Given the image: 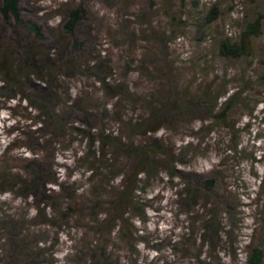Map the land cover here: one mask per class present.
<instances>
[{
    "label": "rangeland",
    "instance_id": "374dc122",
    "mask_svg": "<svg viewBox=\"0 0 264 264\" xmlns=\"http://www.w3.org/2000/svg\"><path fill=\"white\" fill-rule=\"evenodd\" d=\"M78 5L86 11L85 19L74 32L75 41L83 42V45L80 51H75L80 56L86 51V55L97 45V49H102L105 60L109 59V77L125 82L131 91H136L140 96L151 92L159 98L160 90L174 99L178 98L177 91L193 93L203 85L212 83L214 87H219L227 71L230 80L226 88L236 90L234 86L237 85L242 91L240 100L227 118L238 130L228 134L223 124L208 120L202 123L200 117H207L209 113L202 105L194 108L197 115L190 116L189 120H184L182 116L180 120H172L167 123L168 126L164 124L156 127L155 132L145 135L141 134L143 126L133 129L123 126L121 120L114 124L109 119L106 123L115 128L113 136L120 137L123 145L116 153L111 146L106 150V157H111V160L105 163L113 164L112 174L105 168L104 157H99L97 146L96 153L90 151L91 155L87 156L88 150L92 148L88 149L87 137L83 134L86 128L78 121L83 118V106L75 107L71 116L64 115L67 121L73 120V125L78 128L76 135L66 134L59 142L51 141L52 138L43 142L36 139L40 133L33 135L34 139L28 138L31 137L30 133H19V129L28 125L29 118L35 113L27 108V103L18 99L8 101L0 94V160L9 150L7 159H12L6 160L9 162L7 169L23 174L25 162L13 157H33L34 154H30L24 143L29 146L40 145L36 157L46 164L45 168L51 173L46 177L73 181L79 186L75 193H72L71 188L68 190L67 193L73 197L71 209L66 219L54 218L58 227L41 223L46 217L42 214L35 216V198L25 200L22 194L17 195L10 190L0 194V201L5 200L6 206L11 208H7L8 213L19 214L22 226L33 231L31 241L25 242L27 247L23 245L24 255L37 254L35 264H71L75 249L84 252V247H90L94 240H100L98 234L104 243L107 240L111 245L116 264H195L192 257L199 254L204 264H244L247 245H261L264 250V194L260 182L264 178V85L258 82L259 74L264 70V23L262 34L253 39L254 48L246 60H233L226 64L217 55V45L224 37L235 38L246 18H250L259 7L264 9V0H258L256 5L246 0H20L21 20L40 26L43 38L35 37L27 24H18L12 18L0 14V42L6 46L8 42L20 40L27 47L35 44L39 49L44 48L40 49L42 52L52 53L53 48L56 49L61 42L59 25L62 21H59L66 14V8ZM212 5L218 6V18L207 24L205 21ZM150 26L160 39L168 40L167 51L163 55L167 63H160L163 80L156 71L150 74L142 68L141 72L131 71L130 68L134 64L130 61H136L144 52L141 31ZM65 38L68 39V36ZM66 54H70V49ZM169 68H172L171 73ZM97 71L85 70V76L89 77L85 79L61 78L60 89H71L79 96L84 95L83 90L87 84L92 87ZM30 78L31 82L38 84L35 77ZM138 98V103L131 107L136 112L123 110L118 117L124 121L129 116L133 120L137 116L147 117L145 99ZM171 99L166 100L163 110ZM81 100H87V96L84 95ZM93 101L89 100V104L96 106ZM114 102L115 99L107 100L109 113L105 116L109 118L114 117L111 108ZM126 104V109L131 106L129 102ZM172 115L179 116L180 111ZM159 123L166 122L161 121L153 126ZM117 125L119 130L116 129ZM153 139H160L162 143L153 144ZM185 143L190 145L180 149ZM235 143H238V150L242 148V152L233 154L227 150L228 146H234ZM147 144L156 151L153 154L159 162L152 177L145 179L141 174L139 177L143 181L134 184L139 185L134 198L137 206L130 210L128 221L131 228H126L129 233L133 231L128 238L123 232L118 234L117 230L110 238L101 232L97 233L95 224L88 217L101 211L100 217H103L107 209L103 205L92 208L89 198L92 200L91 195L102 194L101 200L107 201L117 190H121L122 185L131 187L138 168L135 147ZM127 147L131 149L127 151ZM162 150L178 161L172 165ZM89 166L98 173L94 179L87 177ZM213 178L218 182L216 188H201L203 191L199 192L197 202L188 205L179 201L178 192L183 190L186 180L205 187L203 180ZM12 184L15 185L7 183L5 188H12ZM49 186L52 194L58 193L56 185L50 183ZM206 200L212 201L211 204L205 206ZM63 201L60 198L56 205ZM211 210L218 212L219 222L224 229L217 238H211V242L208 240L201 246L202 222ZM50 211L47 207L46 212ZM40 238L46 239V242L36 244ZM37 246L44 248L43 256L36 250ZM5 260L9 261L7 258Z\"/></svg>",
    "mask_w": 264,
    "mask_h": 264
},
{
    "label": "trees",
    "instance_id": "16d2710c",
    "mask_svg": "<svg viewBox=\"0 0 264 264\" xmlns=\"http://www.w3.org/2000/svg\"><path fill=\"white\" fill-rule=\"evenodd\" d=\"M246 1L248 3H253L254 5L258 4V0ZM217 5L219 6V4ZM217 5H212L209 10L207 20L205 21L206 23L208 22L207 24H211L218 18ZM20 11V0H0V14L3 17L12 18L18 24H27L28 29L33 32L35 37L43 38L41 27L33 23L23 22L20 17ZM85 11L86 9L80 5L73 8H66V14L63 15L59 21H62L59 25V41L61 42L56 49L53 48L52 53L42 52L41 50L44 48L41 47L40 50L35 44L27 47V44H23L20 40L13 43L8 42L6 46H3V43L0 42L1 97L8 101L15 99H18L19 101L24 100L27 103V108H29L32 113L35 112L33 114L34 116L29 118L30 122L28 125L23 126L22 130L19 129L20 134L25 133L26 135H29L30 133L31 137L28 136V138L34 139L33 135L40 133V135H38L39 137L36 139H41L43 142L49 141L50 138H52L51 141L53 142H59V139L65 138L66 134L71 135L74 133L76 135L75 132L78 128L73 125V120L67 121L64 115H66V117L71 116L75 107L81 105L83 106V108H81L83 118H80L78 121H80L86 128V131L83 134L87 137L88 149L92 148L91 150H88L87 156L91 155L89 153L90 151H92V153L95 151L94 153H96L95 149L97 146L99 148V157H104L105 163V161L107 162L111 160V157H106V150L109 146L113 147V152L115 153L121 146H123L120 137L113 136L115 128H113L111 124L106 123L109 119H111L114 124H116L117 120H121L120 123H123V126L132 127L133 129L143 126L144 131L142 130L141 134L145 135L147 133L155 132L156 127L164 126V124L168 126L167 123L172 120H180V117L182 116L184 120H189L190 116L197 115L194 108H198L202 105L208 109L209 112L207 117H200L202 123L208 120L223 124V127L228 131V134L235 133V131L238 130V128H235L234 125L230 124V121L227 120V118H229L233 109L237 105V101L240 100L239 94H241L242 91L239 90L237 85L234 86V89L236 90H229V88H226V84L230 80L227 78V71H225L226 73L223 76L224 82L219 87H214L212 83L207 86L203 85V87L193 93L177 91L178 95L176 94V97L178 96V98L174 99L169 98V95L167 96L168 93H161L160 90L158 91L160 93V100L158 97L157 99L154 96L156 95L155 93L152 94L151 92L147 95L140 96L136 91H131L128 84L125 82L111 79L109 77V72L111 71L109 59L108 61L105 60L101 54L102 49H97V45L87 52L86 55H84L86 51L83 52L81 56L83 55L84 57H81L80 54L76 52L80 51L83 42L78 40L75 41L74 32L77 25L85 19ZM263 23L264 9L259 7L257 11L252 12L250 18H246L244 24L241 26L240 32L235 38L227 36L219 40L217 45V55L226 64L233 60L248 59L254 48L253 39L262 34ZM141 33L143 34L141 40L144 42V46L142 47L144 52L136 61L135 59L134 61L133 59L130 61L131 63H134L130 66L131 71L136 70L141 72V68L146 73L150 74L153 71H156L159 73L158 77L163 80V75L160 74L163 67L160 63H163L164 61L167 63V58L163 55L165 51H167L166 41L168 40L166 38L165 40L160 39L159 36L154 33L151 26L150 28L147 27L142 30ZM66 35L68 36V39L65 38ZM169 36L170 35L168 34V37ZM129 39H132V37ZM15 46L16 48H14ZM68 49H70L69 55L66 54ZM91 69H97L98 71L94 74V83L92 84V87L87 84V87L83 90L84 95L87 96V100L82 101L81 99L84 95L79 96L80 94L73 93L74 90L66 89L65 91H62L60 89L61 78L63 80H67L66 78L77 79V77H81L82 79L89 78L85 76V70L90 72ZM171 69L172 68L168 69L170 73ZM31 76L36 78L38 84L31 82ZM258 82L264 85V70L261 75L259 74ZM184 87L189 88L190 86ZM80 90H82V88ZM162 96L164 97L163 101H161ZM138 97L145 99V107L147 108L146 111L148 113L147 117L137 116V118L133 120L132 117L129 116L126 121L121 117H118L119 114H122L123 110H125L124 112H127L130 109L132 112H136V109L131 107H133L134 103H138ZM109 99H115V102L111 107L113 108L112 112L114 115L112 118H109L108 115L105 116L109 113L107 111V100ZM168 99H171V101H168L166 104L168 106L163 110L165 102ZM220 99H223V101H219ZM89 100H94L93 103H95L96 106L89 104ZM127 102H129L131 106L126 109L125 106L127 105ZM219 102H221L220 105ZM179 111V116L172 115ZM116 115L117 117H115ZM162 118L165 121H163ZM132 121L134 122L132 123ZM161 121L166 123H159L157 126H153ZM117 128L118 125L116 129ZM24 130L25 132H22ZM117 130H119V128ZM151 143L158 144L162 142L160 139H153ZM24 144V147L30 151V154H34L33 157L12 156L13 158L17 157L19 160L25 162L24 173L20 167L18 168L23 174L12 172L11 169H7L9 168V162L7 161L8 159H12L11 157L7 159V156H9L7 152L9 150L1 156L0 194H4L10 190L9 192L12 191L14 194H22L25 200L28 198L33 200V198H35L34 202L38 207H36L37 213L35 216L38 217L42 214L46 217L41 223L58 227L54 218L66 219V217L69 216L68 211L71 209L70 202L73 197L71 193H67L68 190L71 188L72 193H75L79 186L75 185L73 181L69 182L67 180H57V178H47L46 176L51 173L47 170V167L45 168L46 164L38 160L36 157V154H38L37 149L40 148V145L29 146L28 143ZM189 145L190 144L185 143L184 146H180V149H184ZM128 147L127 151L131 149ZM151 147L152 146H148V144L139 148L135 147V150L137 149L135 151L136 167L138 166V168L135 170L133 185L131 187L128 188L127 186L122 185L121 190H117L116 194L110 197L107 201L101 200L102 194L91 195L90 193L91 197L93 196L92 200L89 198V204L92 208L103 205L107 209L105 211L106 214L103 217L102 215L100 217L102 211L100 213H95L92 217H88V219L95 224V228L98 230L96 231L97 233L100 234L101 232L110 238L112 233L117 230L118 234L123 232L128 238V235L133 231L130 230L129 233L126 228H129L128 226H130L128 221L130 219L128 216L131 214L130 210L137 206L134 198H136L135 192L139 191V185L134 184L143 181L139 175L143 174L145 179H149L153 176V172L158 168L159 161L153 154L156 151L150 149ZM237 147L238 143H235L234 146L231 144L227 147V150H229L230 153L233 152V154H238V151L242 152V148L238 150ZM162 151L163 153H166V159L169 158L172 165L176 160L178 161V159H173L168 155L166 150ZM91 163L94 164L95 162ZM105 168L109 173H114L112 172L113 164L107 165L105 163ZM87 170L89 174L87 177L91 179H94L98 175V173H96L97 171L92 168V166H89ZM169 174L173 175L172 172H169ZM12 177H15V179L13 180ZM260 182L262 183V193L264 194V178H262ZM7 183H14L15 185L12 184L13 187L8 189L5 188ZM50 183H53L59 188V191L57 190L58 193H51L52 190L49 186ZM216 184H218V182L214 178L203 180V185L205 187H199L186 180L183 185V190L178 192L180 197L179 201H183L188 205L191 203L193 204L194 202H197L196 198L199 192L203 191L201 188H206L207 190L214 189L216 188ZM60 198L64 201L59 205H56V201L60 200ZM211 202L212 201L206 200L204 205H209ZM221 202L222 201H220V203ZM5 203V200L0 201V264H35L34 262L37 258V254L36 256L33 254L24 255L25 247L23 246L25 245L27 247L26 243L31 241L30 239L34 235L33 231L22 226L23 224L21 223L22 220L19 218V214L8 213L7 208L10 207H8V205L6 206ZM224 203L225 201H223L222 204L224 205ZM47 207L51 210L50 213L46 212ZM227 209H229L228 206ZM218 216V212L211 210L207 218L203 220L201 246H204L208 240L211 242V238H217L222 229H224L219 222ZM32 225L40 226L42 224ZM97 236L101 241L99 239L94 240L92 244H90V247H84V252L81 249H75V258L73 260L71 259V264H116L113 261L111 245H109L105 239L104 243L103 239L98 234ZM39 242L44 244L46 239L44 240L43 238H40L36 241V244ZM36 250L41 256H43V247L37 246ZM245 254L244 264H264V250L261 245H247V251ZM3 256L4 259L1 260ZM6 258L9 261L5 260ZM192 258L195 261V264H204L205 262L200 254L193 256ZM50 264L52 263L50 262Z\"/></svg>",
    "mask_w": 264,
    "mask_h": 264
}]
</instances>
